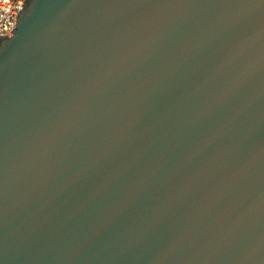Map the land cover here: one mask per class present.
Returning <instances> with one entry per match:
<instances>
[{
    "label": "water",
    "instance_id": "water-1",
    "mask_svg": "<svg viewBox=\"0 0 264 264\" xmlns=\"http://www.w3.org/2000/svg\"><path fill=\"white\" fill-rule=\"evenodd\" d=\"M23 2L0 264H264V0Z\"/></svg>",
    "mask_w": 264,
    "mask_h": 264
},
{
    "label": "built area",
    "instance_id": "built-area-1",
    "mask_svg": "<svg viewBox=\"0 0 264 264\" xmlns=\"http://www.w3.org/2000/svg\"><path fill=\"white\" fill-rule=\"evenodd\" d=\"M24 0H0V36L12 37L15 19Z\"/></svg>",
    "mask_w": 264,
    "mask_h": 264
}]
</instances>
